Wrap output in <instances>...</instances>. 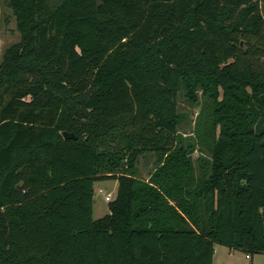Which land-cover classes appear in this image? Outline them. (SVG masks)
<instances>
[{
  "label": "trees",
  "instance_id": "16d2710c",
  "mask_svg": "<svg viewBox=\"0 0 264 264\" xmlns=\"http://www.w3.org/2000/svg\"><path fill=\"white\" fill-rule=\"evenodd\" d=\"M5 1L0 264L264 253V0ZM178 92L198 105L188 138ZM104 180L115 192L92 219Z\"/></svg>",
  "mask_w": 264,
  "mask_h": 264
},
{
  "label": "rangeland",
  "instance_id": "374dc122",
  "mask_svg": "<svg viewBox=\"0 0 264 264\" xmlns=\"http://www.w3.org/2000/svg\"><path fill=\"white\" fill-rule=\"evenodd\" d=\"M18 40V32L15 28V22L10 9L6 6L5 0H0V58L3 50L10 44ZM199 95V92H197ZM198 110V105H189L183 98L181 92L176 95V111L181 114V119L176 126L177 131L188 138L193 124V119ZM196 157L193 151L192 158ZM195 164V162H194ZM154 166V156L152 153H146L137 157L135 162L136 175L139 178H146L149 171ZM116 181L104 180L93 184L92 195V219L101 217L108 213L107 201L96 198V190L101 189V194L109 192L112 197L115 192ZM211 264H264V253H254L245 256V253L239 250H231L227 247L214 243L212 246Z\"/></svg>",
  "mask_w": 264,
  "mask_h": 264
},
{
  "label": "built area",
  "instance_id": "2783aa9c",
  "mask_svg": "<svg viewBox=\"0 0 264 264\" xmlns=\"http://www.w3.org/2000/svg\"><path fill=\"white\" fill-rule=\"evenodd\" d=\"M96 193L100 197V199H103V200H106V201L111 199V196H110L109 192H106V193L100 195L101 194V189L100 188H98L96 190ZM245 256L247 257V255H245Z\"/></svg>",
  "mask_w": 264,
  "mask_h": 264
},
{
  "label": "water",
  "instance_id": "95a60500",
  "mask_svg": "<svg viewBox=\"0 0 264 264\" xmlns=\"http://www.w3.org/2000/svg\"><path fill=\"white\" fill-rule=\"evenodd\" d=\"M61 135H62L63 138H72V139H75V136L72 133H70V132L62 131L61 132ZM98 198H100V197L98 196Z\"/></svg>",
  "mask_w": 264,
  "mask_h": 264
},
{
  "label": "crops",
  "instance_id": "0c3cea01",
  "mask_svg": "<svg viewBox=\"0 0 264 264\" xmlns=\"http://www.w3.org/2000/svg\"><path fill=\"white\" fill-rule=\"evenodd\" d=\"M96 198H97V199H100V198H98L97 194H96ZM91 213H92V210H91Z\"/></svg>",
  "mask_w": 264,
  "mask_h": 264
}]
</instances>
